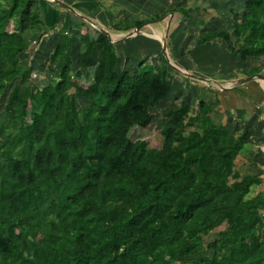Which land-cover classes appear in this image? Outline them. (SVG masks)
<instances>
[{
	"label": "trees",
	"instance_id": "trees-1",
	"mask_svg": "<svg viewBox=\"0 0 264 264\" xmlns=\"http://www.w3.org/2000/svg\"><path fill=\"white\" fill-rule=\"evenodd\" d=\"M238 3H228L226 27L201 31L199 49L178 57L215 54L208 44L221 39L225 56L258 60L246 74L264 72V0H242L240 11ZM54 5L0 0V264H264V188L247 196L264 184V169L241 173L250 128L238 135L240 120L216 113L253 110L258 85L215 90L212 102L175 95L163 111L164 142L151 146L131 134L170 91L162 47L157 66L151 52L121 63L111 38L82 31L86 21ZM144 21L124 14L113 28ZM46 37L40 68L49 76L37 86L20 56ZM83 69L92 75L86 88Z\"/></svg>",
	"mask_w": 264,
	"mask_h": 264
},
{
	"label": "rangeland",
	"instance_id": "rangeland-1",
	"mask_svg": "<svg viewBox=\"0 0 264 264\" xmlns=\"http://www.w3.org/2000/svg\"><path fill=\"white\" fill-rule=\"evenodd\" d=\"M63 1L64 4H67L69 5L70 2L69 0H61ZM160 2L158 3H155L154 1H151V3H148L149 6H152L151 9L149 11H146L148 12V14H146L143 10V13L142 11H140L139 9H137L136 11L134 10L136 7H130V5H127L125 4L124 6V9L126 11H128L129 15L132 17V18H139L140 15L143 19L146 18V21L149 20V19H156L155 17L158 15H161L165 12H168L164 17H163V24H162V27H161V32H162V35L161 37H159V41L160 43L162 44L164 40L166 41H169L168 38H167V33L169 32V28L172 27V24L171 23H177L178 20H179V15L180 16H186V13H188V9L189 7L185 8L183 7V9H180V10H177L175 12H171L170 14V8H167L165 9V5H169V1L167 0H159ZM220 2H223L224 0H219ZM229 2V0H226ZM239 1L240 3H238V6H236V10L240 11L239 9L241 8V2L242 0H237ZM50 2H53V4H56V5H59L62 10L64 12H69L71 13V10H69L66 6H63V5H60L58 3H56L55 0H52ZM142 4L144 5V2L142 1ZM56 5H54L55 9H56ZM112 10L114 12H122V13H125L123 11H121V8L115 4H112ZM143 8V7H142ZM61 10V11H62ZM157 10L158 12L155 13L154 11ZM225 13L229 12V10H225L224 11ZM135 13V14H133ZM177 13H179L178 15H176ZM213 14V12H211ZM63 14V13H61ZM189 14V13H188ZM228 14V13H227ZM209 15V14H208ZM208 15H205L208 16ZM65 16V14H64ZM214 17V16H213ZM212 17V18H213ZM224 17L225 16H222L223 20H224ZM162 18V17H160ZM230 18V17H229ZM119 19H121V17H119L118 19L114 20V23L118 22ZM170 19H171V22H170ZM111 19L109 18V21ZM208 20V19H207ZM93 21V20H92ZM96 22V21H95ZM108 22V19L105 18V22H102L101 24H97L96 26L92 27V26H84L83 24V30L82 31H88V32H91L92 33V29L96 28V29H105L109 32H114L115 29L109 25H107L106 23ZM145 22V21H144ZM168 22H169V28L167 29V25H168ZM230 23L228 20H226V22H224V25L225 23L228 25V23ZM159 22H155V23H152L151 25H146L142 31H144V33H140V35L136 38V40H143V39H149V43L151 46H146L144 47L142 50L140 49H136L135 47V42L132 44L134 46V50L133 51H130V52H127V51H124L122 50V48H118L117 52L119 51V55H120V62L121 63H129L133 66H135L137 64V62L144 58L146 55H148L150 52L153 53L154 55L151 57V60L150 62H154L157 66L159 60H160V57H161V48L162 46H154L153 42V39L154 38H150L144 34H146L148 31L150 32L152 29L151 27H155L156 24H158ZM112 24V22H111ZM206 24H208L206 22ZM220 24H222V22H220ZM212 28V27H210ZM215 29V28H213ZM219 29H221L219 27ZM81 30V29H80ZM58 31V30H57ZM55 32V33H58V32ZM191 31V30H190ZM126 33L128 32H124L123 34H120L118 33V35H111L112 39L115 38H121L123 37ZM47 34V33H46ZM151 34H152V31H151ZM198 34V31L195 30L193 32V35L191 36V34H188V36L190 37H193L192 40H194V38L196 37V35ZM59 38V40L62 41L61 37H57ZM37 38L33 39V42L35 43ZM74 39H76L74 41ZM73 39V42H76V43H79V38H74ZM152 39V40H151ZM156 40V38H155ZM52 42H53V38H45L42 42V44L39 45V47L35 48V50L31 49L30 52H26V54H23L21 55L20 59H21V62L22 63H25V64H28L31 66V69H32V80L33 82L37 85V86H42L43 84H45L47 82V79H48V76H49V73L46 69L44 68H40L41 66V63H42V60L44 59L45 55H47L48 53V49L50 48V46L52 45ZM217 42L221 43L222 40H218ZM129 43V42H127ZM191 43V42H190ZM74 45V43H73ZM172 43L170 41V49L172 50ZM81 47H82V43H81ZM76 51H77V48L76 47H73L71 49V54L72 56L76 55ZM166 53H167V56L169 57L170 59V62L171 64H175L176 67H179L181 69V71L179 70H175L172 68V71L170 73V76H169V79H170V91L169 93L167 94V96L165 97V100L164 102H162V104H159L158 106L154 107L151 109V111L153 112L154 114V118L152 120V122L145 128H135L132 132V137L133 138H137V137H140V138H143L144 140H146L148 142L149 145L151 146H154V147H160L162 145V143L164 142V137L161 135L160 133V129H161V126H162V123H163V120H164V115H163V111L165 109L166 106H168L172 100V98L175 96V95H178L180 94L179 98L181 99L182 96H187V98H189V100L191 101L192 104H195L196 101H197V96L200 95L201 98H203L204 100L206 101H213L214 100V94L213 92L216 90L220 92V90H223V86L225 87H228L229 85H233L234 83L237 84H240L241 86H243L246 82H239L240 79L242 78H246L248 76H250L251 74H246L247 73V70L246 72L244 73L242 70V67H239L238 68V60L235 56H233L232 54H229L230 56L229 57H225L224 59H227L225 64L223 65L221 62H219L217 60V58L215 57L214 54L211 55V58L209 59L210 60V66H215V68L217 70L219 69H222L225 67H228L230 66V69L233 67L234 63L236 64V66L231 69V70H228L230 72V75L229 76H232V78H227L225 81L223 82H219V83H216V82H213V81H208V80H200V77L203 76V75H200V74H197L196 72L198 70H196L197 68L196 67H193L192 64L189 66L185 65L184 63L181 64V66H184L185 68H188L187 70L183 69L178 63H175V60L173 58H171V54H173V51L169 52V49L166 45ZM174 55V54H173ZM229 58V59H228ZM257 59L256 60H251L250 61V65L252 63L256 64L257 63ZM217 63H221L219 66L216 65ZM224 67H223V66ZM192 67H193V70H192ZM73 68H76L75 65H73ZM134 68V67H133ZM214 68V69H215ZM199 69H203V68H199ZM215 69V70H216ZM196 71V72H195ZM91 69L89 70H85L83 69V76H82V79L79 81L81 86L83 88H86L90 82V79H91ZM188 74H187V73ZM227 72V71H226ZM193 73H196L193 75ZM217 73H219V71H216L215 72V75H218ZM261 73V72H260ZM264 74V73H263ZM54 75V74H53ZM197 75V76H195ZM235 77V78H234ZM256 81L262 83L264 85V81L260 80V79H256ZM251 82V81H250ZM197 84V88H198V92H197V88L193 87V85ZM192 84V85H191ZM223 85V86H221ZM172 88V89H171ZM213 90V91H212ZM189 95V96H188ZM215 101V100H214ZM78 103L79 104H84V101L82 100H78ZM216 113L220 114L221 116H223V120L225 119V116L228 117L227 115L229 114L231 118H228L229 122L230 123H233V122H236V121H239L241 119L244 120V118L246 119L248 117V115L246 116H240L238 115L239 113H243L242 110H237L236 108H229L228 109V113L225 114V110L223 111L220 110L219 108L216 107ZM237 133V131H236ZM239 135V134H238ZM264 136V134H263ZM262 136V137H263ZM262 141V140H261ZM259 142V144H262L264 142V140L262 142ZM264 149V146L263 144L262 145H257V144H254V143H251V141L248 140V142L244 145V148L240 151V155L244 156L245 154L248 153L249 150L251 151H254L256 153V155L253 153V154H248V158L246 157V160L244 163L241 164V162L239 163V169L241 171V173L245 174V172L247 173H254V171H256V167L253 165V162H255V160H257L258 158V155H260L259 157L262 159V161L264 162V150L261 148V147ZM258 154V155H257ZM260 188H264V184L259 186V185H254L251 187L250 189V192L249 194L247 195L248 197H251L253 196L257 189ZM263 215H264V211H263ZM225 227V224H222L221 226H219L218 229H221V228H224ZM217 229V228H216ZM213 238V234L209 235L206 240H210ZM262 240L264 241V233H262Z\"/></svg>",
	"mask_w": 264,
	"mask_h": 264
},
{
	"label": "crops",
	"instance_id": "crops-1",
	"mask_svg": "<svg viewBox=\"0 0 264 264\" xmlns=\"http://www.w3.org/2000/svg\"><path fill=\"white\" fill-rule=\"evenodd\" d=\"M142 1L144 2V5L142 4ZM151 1H154L155 3L160 2L159 0H69V2H70L69 5L77 13H75L73 11H71V13H69V14L67 12H63V15L65 14V16L67 17L66 18L67 20L69 19L70 21H73L76 24L82 23L80 19H79L80 20L79 21L75 17V16H79V17H81V19L86 21L92 27L96 26L97 24L103 25L101 23V21L105 22V18H106V19H108V22L106 24L109 25L110 27L111 26L113 27L114 20L118 19L119 17H121L124 14L125 15L127 14L128 16H130L129 15L130 12L128 13V11H126L124 9L125 4L130 5V7L131 6L136 7L134 9L135 11L137 9H139L140 11L143 10L146 14H148V12H146V11H149L152 7V6L148 5V3H151ZM167 1H169V5H165L164 6L165 9H167V8H178V10H180V9H183V7H185V8L189 7V9H188L189 14L187 16H185V15L180 16L179 15L178 22L175 24L171 23L172 27L169 28V30H168L169 32L167 33V38L169 41H166V42L169 45H170V41L172 43L171 46H172V51H173L174 55L171 54V58H173L175 60V63H178L180 66L182 63H184L185 65L188 66V68L192 64V66L196 67L197 68L196 70H198L197 72L196 71L195 72L197 74L203 75L200 77V80H203V81L208 80V81H213L216 83H219V82L221 83V82L225 81L227 78H232V76H229L230 72L228 70L233 69L237 63L236 64L234 63V65L231 69H230V66H228L226 68L223 66L227 60L224 58L228 57V56H225L226 52L224 50L222 53H220V51H222V49H223L222 43H219L217 41L210 42L208 44L209 48L206 50V52L209 49L214 50L215 57L217 58V60L219 62H221L223 64L222 65L224 67L223 70L222 69L217 70L215 68V66H213V67L210 66V60L209 59L211 58L212 53L211 54H209V53L204 54L205 51H202V50L201 51L200 50L194 51L193 50L191 53L185 54L182 57H180V56L178 57V55H179L180 51H184V50H188V49H199L198 47L195 48L196 47L195 44H196V41H197L198 36H199L201 31L210 30V29L218 30L219 27L220 28L226 27L227 24L225 23V25H224V22H226V20H228L229 12H227L228 13L227 14L224 11L229 9V4H231L234 0H229V2L226 0H224L223 2H220L219 0H167ZM112 4L119 6L121 8V11H123L125 13L114 12L112 10V6H111ZM240 6H242V2H241ZM143 11H142V13H143ZM154 12L157 13L158 11L155 10ZM211 12H213V14ZM133 14H135V13H133ZM170 14H171V12H170ZM178 14L179 13H177L176 15H178ZM205 15H208V16L205 17ZM222 16H225L224 20H223ZM142 17L140 15L139 18H133V19H141ZM163 17L162 18H156L157 21H155V22H159V23L156 24L155 27H151L152 34H151V31L150 32L148 31L146 34H144L150 38H154L153 41H151V42H153L151 44H153L154 46H156V45L162 46V44L159 41V39H160L159 37H161V35H162L161 27L163 24V20H162ZM85 18H88V19L93 20V21L89 22ZM109 18L111 19L110 21H109ZM111 22H112V24H111ZM155 22H153V23H155ZM170 22H171V19H170ZM206 22L208 24H206ZM220 22H222V24H220ZM151 24H148V25H151ZM145 26L146 25H144L142 27V29ZM210 27H212V28H210ZM134 28H132L126 32L131 33V32H133ZM213 28H215V29H213ZM142 29H141V31H142ZM102 30H105V29H102ZM195 30L198 31V34L196 35L194 40H192L193 37H191V36L193 35V32ZM105 31H107V30H105ZM109 33H110V36L111 35L113 36V35H118V33L123 34L124 32H117L115 30L114 32H112V33L109 32ZM128 33H126L123 37L117 38V39H115V38L112 39V37H111V41L116 43L117 50L120 47V48H122L123 52L124 51H127V52L133 51L134 46L132 44L134 42H135L134 44H135V47L137 50L138 49L142 50L146 46H151L150 44H148L149 39L148 40L147 39L136 40V38L140 35V33H144V31L136 33V34H132V35L127 37ZM188 34H191V36L189 37ZM74 38H76V37H74ZM155 38H156V40H155ZM75 40L76 39H74V41ZM127 42H129V43H127ZM74 43H76V42H74ZM117 53H119V51ZM223 56H225V57H223ZM251 60H256V59L250 58L249 61H251ZM249 61H239L238 60V68L242 67L241 71L248 70L250 67ZM221 63H217L216 65L219 66ZM253 64L254 63H252L251 65H253ZM181 67L185 70L188 69V68H185L184 66H181ZM193 67H192V70H193ZM199 68H203V69L201 70ZM216 71H219V73H217L218 75H215ZM196 73H193V75ZM261 73L263 74L264 72H261ZM195 76H197V75H195ZM253 82H255V84L258 85L257 87H259V92L262 94V97L259 98V102L257 103L256 106H254L253 110H250V109L244 110L245 108H243V110H242L243 113L238 114L242 117L248 115V117L246 119L244 118V120L243 119L240 120V123L238 124L239 129L237 130L236 134H239L242 131V129L244 128V126L247 125L250 128L248 140L251 141V143H254L257 145H262V144L264 145V142L262 144H259V142L262 140V138H263L262 136L264 134V123H263L264 122V85L262 83L256 81V80H254ZM235 85H236V83H234L233 85H229L228 87H234ZM221 86H223V85H221ZM223 87H225V86H223ZM256 88H254L253 86L250 87V89H252V90H256ZM234 107H236V106H234ZM236 109L238 110V109H242V108L236 107ZM229 118H231V117H229ZM234 123L235 122H233L232 124H234ZM253 153L256 155V153L254 151L249 150L247 154H245L244 156L239 155L237 157V159L242 164L245 162L246 157L248 158V154H253ZM259 156L260 155H258L257 160H255V162H253V165L256 162L258 164V167H256L254 165L256 167L255 168L256 171H254V173L257 172L259 169H264V162L260 158L261 156L260 157ZM245 174H246V172H245ZM263 176H264V174H263Z\"/></svg>",
	"mask_w": 264,
	"mask_h": 264
},
{
	"label": "water",
	"instance_id": "water-1",
	"mask_svg": "<svg viewBox=\"0 0 264 264\" xmlns=\"http://www.w3.org/2000/svg\"><path fill=\"white\" fill-rule=\"evenodd\" d=\"M48 1H52V0H48ZM55 1H56V3H58V4H60V5H63V6H66L69 10L75 12V10H74L70 5L64 4L63 1H61V0H55ZM75 13H77V12H75ZM85 19H86L87 21H89V22H92V20H90V19H88V18H85ZM155 21H157V19H149V20H147V21L141 23L140 25H138V26H136V27L134 28L133 32L128 33L127 37L130 36V35H132V34H136V33L142 32L141 29H142V27H143L144 25L151 24V23H153V22H155ZM168 28H169V22H168V25H167V29H168ZM101 31H102L105 35H107L109 38H111L110 33H109L108 31H105V30H101ZM166 45H167V42H166V40H164L163 43H162V49H163V53H164V55H165V57H166V59H167V62L170 64V66H171L173 69L181 71V69H179V68L176 67L175 65L171 64L170 59H169V57L167 56V53H166ZM256 79H260V80L264 81V74H262V73H257V74L250 75V76L246 77L245 79H244V78L240 79L238 83H240V82H242V83H243V82H248V81H252V80L254 81V80H256ZM231 88H232V87H223V90H228V89H231ZM263 146H264V145H263ZM263 150H264V149H263Z\"/></svg>",
	"mask_w": 264,
	"mask_h": 264
}]
</instances>
